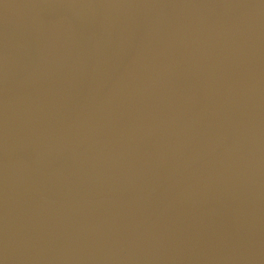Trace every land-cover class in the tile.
I'll return each mask as SVG.
<instances>
[{
  "label": "water",
  "instance_id": "1",
  "mask_svg": "<svg viewBox=\"0 0 264 264\" xmlns=\"http://www.w3.org/2000/svg\"><path fill=\"white\" fill-rule=\"evenodd\" d=\"M0 264H264V0H0Z\"/></svg>",
  "mask_w": 264,
  "mask_h": 264
}]
</instances>
